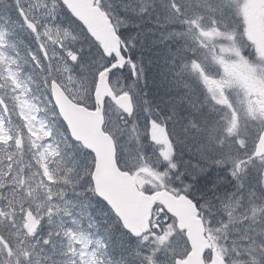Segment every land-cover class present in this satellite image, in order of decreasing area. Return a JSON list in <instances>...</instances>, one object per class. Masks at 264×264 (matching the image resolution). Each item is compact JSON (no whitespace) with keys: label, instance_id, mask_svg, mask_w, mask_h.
<instances>
[{"label":"trees","instance_id":"obj_1","mask_svg":"<svg viewBox=\"0 0 264 264\" xmlns=\"http://www.w3.org/2000/svg\"><path fill=\"white\" fill-rule=\"evenodd\" d=\"M27 2L33 3L34 0H27ZM119 2L123 10L125 6L129 10V12L125 11L123 19H117L119 17L114 7L108 6L107 8L104 0H97L98 6L107 14L120 37L125 59H129V63L134 67L132 70L125 67L122 71L110 75L111 79L122 76L124 81L123 92H114L116 95L124 93L131 95L137 106L134 114L140 116L146 125L155 123L167 131L169 141L175 150L176 165L175 170L169 174V179L182 181L180 185L175 186L181 192L179 195L191 196L193 199L204 196L216 202L217 196H225L235 189L229 182L225 171L214 163L215 151L209 142L214 130V114L212 103L207 100L203 90V73L201 72L203 70L198 71L193 67L194 61L198 60L191 55L192 44L185 33L190 28L189 24L184 23L182 16L178 18V15L172 11L173 9L167 5L166 0H151L150 6L147 7L146 2L141 6L139 0H119ZM176 3L185 6L190 4L194 9L191 19L195 22L200 18H205L206 15H211L212 19L225 22L226 25H231L236 30L241 26L235 5H228L225 0H176ZM22 4L27 5L25 1ZM19 24L15 0H0V33L6 38V50L9 58L12 59H17V52L23 55L26 47H33L29 35L18 26ZM55 24L61 28L62 37L64 31L69 33L67 44L74 45L85 58L86 66H89V81H91L92 73L99 69H106L103 68L105 65L109 67L114 63V59L108 61L103 57L99 45L87 35L83 27L82 31L70 21L61 20L60 17L57 18ZM147 31L153 32L146 35ZM155 36L161 37L160 45H156L154 41L150 44L148 38L153 39L156 38ZM143 43L146 45L143 46ZM198 52L201 53L202 49L199 48ZM96 53L100 56L98 58L103 63L102 67L90 61ZM20 75V81L28 83L32 96L35 97L33 103L37 107L42 106L44 97L41 90L28 81L29 76L33 81H38V71L24 64ZM73 93L75 94H69L73 102L83 104L88 109L94 108L85 100L87 88L85 92L84 89L78 91L73 88ZM107 104H110L117 113L120 128L128 129L133 123V116L129 118L119 112L110 102ZM38 117L47 118L48 125L53 129L60 156L52 158L44 152L40 157L41 160L31 158L29 139L25 138L27 133L15 132L13 126L16 124L23 128V121L12 109L9 116L11 123H6L4 126L12 129L13 139L9 151L14 153L15 159L11 161L12 167L9 169L7 157H4L3 171L7 175L0 176V186H3L0 187V191L7 198L15 199L18 212L20 211L19 206L23 204L25 212L30 211L37 218L43 217L39 229L42 232L41 234L36 233L38 241L32 243L30 237V243L35 245V252L39 253L41 258L40 264H48L46 258H50L51 264H67L70 260L66 261V259L70 253H79V244L72 242L73 233L65 235L67 230L69 231L68 221L76 215L78 218L79 214L87 216V234L91 236L90 238H98L101 244L100 249L93 253L94 264H139L136 261V257L140 258L135 253L136 240L124 232L107 206L93 194L91 172L85 174V162L81 159V153L90 157L92 155L85 152L70 138L65 141L64 130L60 127L58 116L52 117L49 113L40 112ZM2 118L5 121L9 119L3 115ZM143 132L145 133L146 130ZM17 133L23 135L24 138L22 149L16 147ZM0 144H8L6 134L0 138ZM145 144L146 141H144V146ZM138 150L141 152V147L138 146ZM21 152H23V157H21ZM30 159H32L31 165ZM118 162L120 166L122 160L119 156ZM83 166V180L86 185L73 173L80 168L83 170ZM37 167L40 169V174H36ZM121 170L131 172L127 166H122ZM13 175L17 177L16 183L12 182ZM33 179L38 180V187L34 181V184L31 182ZM221 179L224 183H217ZM63 180L64 183H62ZM40 181L47 184L43 190L39 188ZM26 182L28 183L27 192L24 188ZM214 184L216 187L213 191ZM32 190H36L35 196H32ZM46 199L48 200L45 201ZM65 201L69 202L67 208L63 206ZM49 215H51V221ZM66 215L70 218H66ZM158 215L159 210L153 211V220ZM54 229L59 230L60 234L56 235ZM50 231L53 232L51 243L44 246L43 240L48 237ZM4 235L8 243L13 246L8 235Z\"/></svg>","mask_w":264,"mask_h":264},{"label":"snow or ice","instance_id":"obj_2","mask_svg":"<svg viewBox=\"0 0 264 264\" xmlns=\"http://www.w3.org/2000/svg\"><path fill=\"white\" fill-rule=\"evenodd\" d=\"M15 4L20 21L18 26L29 35L33 47H26L23 55L17 52V59H12L7 68H0V132L8 137L7 145L0 144V176L7 175L3 171L4 157H7L9 169L12 167L11 161L15 159L14 153L9 151L13 139L12 129L4 126L6 123L10 124L11 119L5 121L2 118L3 114L10 111L4 93L8 90L17 93L12 99L21 109L24 126L22 128L18 125L16 131L27 132L31 158L42 157L44 152L55 158L60 156V151L53 129L38 117V113H49L52 117L59 115L64 139L68 141L71 133L56 98L57 91L70 98V93L75 94L73 88L78 91L87 88L85 100L94 107L95 82L99 73L104 70L92 73L89 81V66H86L85 58L74 45L65 42L69 37L67 31L61 36V28L55 24L58 17L70 21L83 31L79 21L68 10L66 0H34L33 3L25 0L27 7L21 0H15ZM172 8L178 18L183 17L185 24H195V20L191 19L194 9L190 4L185 6L173 0ZM2 35L0 33V37ZM0 47L3 45L0 44ZM2 58L3 54L0 53V59ZM24 64L32 66L39 73L38 81H33L31 76L28 81L41 90L44 97L42 106L37 107L33 103L35 97L32 96L28 83L18 79ZM13 65L16 66L15 69ZM104 67L107 68L108 65ZM212 97L214 130L209 142L215 151L214 163L225 171L235 190L225 196H217L216 202L204 196L198 199L185 196V199L195 209L201 225H206L207 238L215 246L216 259L220 264H264V150H261V146H264V96L252 98V94L245 91L238 100L228 92L224 93L223 98L218 93H213ZM23 139L21 135L22 148ZM31 163L32 159L30 165ZM170 166L176 168L175 164ZM36 174H40L39 167L36 168ZM217 183L224 181L221 179ZM215 187L214 184L213 191ZM19 208L18 212L15 199L7 198L0 191V241L5 240L6 232L14 238L15 244L13 250L12 244L5 242L7 251L0 250V264H40L39 253L35 252V245L30 243L31 230L25 231V205L21 204ZM152 209L154 212L159 210V215L155 220L149 218L148 231L151 237L143 234L144 240H150L156 245L154 252L168 251L177 234L175 217L161 204H153ZM42 220L43 217L40 216L35 223L40 224ZM49 220L51 221V215ZM55 234L59 235L60 231L55 230ZM52 235L53 232L50 231L43 240L44 246L51 243ZM46 259L51 264L50 258ZM146 259L148 264H153L152 256H147ZM182 259V256L173 254L169 257L168 264H182ZM202 259L205 264H216L211 248L205 250ZM67 264L77 262L73 259Z\"/></svg>","mask_w":264,"mask_h":264},{"label":"rangeland","instance_id":"obj_3","mask_svg":"<svg viewBox=\"0 0 264 264\" xmlns=\"http://www.w3.org/2000/svg\"><path fill=\"white\" fill-rule=\"evenodd\" d=\"M23 1L25 0H21V3ZM225 1L228 2V5H235V11L237 16L240 17L242 28L240 26L236 30L235 27L226 25L225 22L214 20L211 15H206L204 16L205 18L196 20L195 24H189L190 28L185 31L192 44L191 55L200 61L199 63L194 62L193 67L198 71L200 69L203 70L205 76L203 90L207 100L211 103L213 93H218L223 98L224 93L228 92L237 100L243 97L245 91L251 93L252 98L264 96V83H262V80H264V0ZM139 2L141 6L146 2V7L151 4V0H139ZM166 2L173 9V0H166ZM104 4L107 8L114 7V11L119 17L117 19H123L125 11L129 12L126 6L123 10L119 0H104ZM24 6L27 7V5ZM146 7L143 8L145 9ZM172 11L176 13L174 9ZM60 19L62 20V18ZM151 32L147 31L146 35ZM155 37L153 39L152 37L148 38L150 44L154 41L156 45H160L162 43L161 37ZM65 42L67 43V41ZM146 43L142 45L144 46ZM0 44L3 45V47H0V53L3 54V58L0 59V68H7L12 58H8L5 55L2 37H0ZM199 48L202 49L201 53L198 52ZM98 57L100 56L96 53L95 57H92L90 61L94 65L98 64L99 67H102L103 63ZM12 67L15 69L16 66L13 65ZM125 67H128V70L134 69L131 63H127ZM20 77L21 75L19 74V80ZM109 83L116 93H122L125 88L122 76L110 78ZM249 87L251 90H249ZM254 91L258 92L257 95H253ZM16 94L8 90L4 93V96L7 103L10 106L12 105L14 113L22 120L21 109L16 106L15 100L12 99ZM134 105L136 111L135 101ZM104 120V131L114 140L117 155L122 160V164L119 167L127 166L140 190L149 194L162 190H167L174 195L181 193L175 186L180 185L182 181L169 179V174L175 170V168L173 169L170 166L175 164V150L169 141L167 131L161 125L155 123L146 125L140 116L133 114V123L129 125L128 129L123 130L120 128L117 113L110 104H106L104 107ZM13 126L16 131L17 125L13 124ZM143 130H146V132L144 133ZM144 134H147V136H144ZM4 135L3 132H0V138L4 137ZM144 141H146L145 146ZM138 146L141 147V152H139ZM143 146L144 148H142ZM37 158L41 160L40 157ZM81 159L85 162V174L92 173L94 159L83 153H81ZM73 173L86 185L83 180L84 166L83 170L80 168L77 171H73ZM33 181L38 187V180L33 179L31 182L34 184ZM12 182H17V177L14 175ZM62 183H64V180ZM45 187H47V184L40 181L39 188L43 190ZM24 188L27 192V182ZM35 193L36 190L31 191L32 196H35ZM64 204L63 206L67 208L69 202L65 201ZM66 218H70V216L66 215ZM72 218L71 221H68L67 227L69 231L67 230V233H73L72 242H77L80 250L77 254L70 253L66 261L74 259L77 264H94L93 252L100 249V241L98 238H90L91 236L87 234V216L85 214H79L78 218L77 215ZM41 232L42 230H39L37 234H41ZM176 233L169 250H161L158 253L154 252L156 245L151 243L150 240L145 241L144 238L142 241L136 240L135 253L140 257H136V261L139 264H148L146 257L152 256L153 264H168L169 257L173 254L180 255L184 259L190 251L189 246L185 236L177 228ZM37 234L31 237L32 243L38 241ZM148 236L151 237V234ZM8 238L10 243L13 242V248H15L13 237L8 235ZM213 247L215 248L214 245ZM89 248H91L90 251L88 250Z\"/></svg>","mask_w":264,"mask_h":264},{"label":"water","instance_id":"obj_4","mask_svg":"<svg viewBox=\"0 0 264 264\" xmlns=\"http://www.w3.org/2000/svg\"><path fill=\"white\" fill-rule=\"evenodd\" d=\"M71 15L86 30L88 35L101 47L106 59L114 57L116 63L101 72L97 78L94 91L95 108L89 110L74 104L69 98L57 91V99L66 117L71 139L93 155L95 164L91 175L95 196L109 207L121 223L125 232L134 239L149 234V218H152L153 204H161L177 222L179 232L185 233L191 252L182 264H205L202 256L206 249H212L216 264V251L205 237V228L196 217L195 209L185 196H173L167 191L152 196L140 192L134 178L117 166V150L114 140L104 132V103L111 101L123 114L130 117L134 107L130 95L115 97L108 84L110 73L122 70L124 59L121 51V40L116 34L111 20L96 5V0H66ZM128 61V60H127ZM17 146H20V139ZM264 150V146H261ZM28 212L26 230L30 235L36 232L40 224ZM5 246L4 241H0Z\"/></svg>","mask_w":264,"mask_h":264},{"label":"flooded vegetation","instance_id":"obj_5","mask_svg":"<svg viewBox=\"0 0 264 264\" xmlns=\"http://www.w3.org/2000/svg\"><path fill=\"white\" fill-rule=\"evenodd\" d=\"M66 41H67V40H66ZM249 90H251L250 87H249ZM257 93H258V92L254 91L253 95H257ZM259 94H261V93H259ZM5 234H7V233H5ZM3 247H4V246H3ZM4 248H5V247H4ZM4 248H3V249H4ZM6 251H7V249H6Z\"/></svg>","mask_w":264,"mask_h":264},{"label":"bare ground","instance_id":"obj_6","mask_svg":"<svg viewBox=\"0 0 264 264\" xmlns=\"http://www.w3.org/2000/svg\"><path fill=\"white\" fill-rule=\"evenodd\" d=\"M150 32V31H149ZM166 92V91H165ZM170 102V101H169ZM205 121V120H204ZM208 121V120H207ZM206 122V121H205ZM232 185V184H231Z\"/></svg>","mask_w":264,"mask_h":264}]
</instances>
